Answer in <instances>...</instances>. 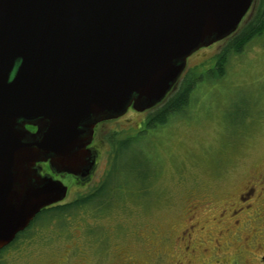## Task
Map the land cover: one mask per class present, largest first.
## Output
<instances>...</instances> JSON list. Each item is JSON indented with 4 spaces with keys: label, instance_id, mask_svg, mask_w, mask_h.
Masks as SVG:
<instances>
[{
    "label": "water",
    "instance_id": "obj_1",
    "mask_svg": "<svg viewBox=\"0 0 264 264\" xmlns=\"http://www.w3.org/2000/svg\"><path fill=\"white\" fill-rule=\"evenodd\" d=\"M252 2L0 0V249L67 195L37 163L89 176L94 127L160 103Z\"/></svg>",
    "mask_w": 264,
    "mask_h": 264
},
{
    "label": "rangeland",
    "instance_id": "obj_2",
    "mask_svg": "<svg viewBox=\"0 0 264 264\" xmlns=\"http://www.w3.org/2000/svg\"><path fill=\"white\" fill-rule=\"evenodd\" d=\"M227 42L192 53L184 75L210 68ZM150 109L100 122L92 178L84 187L65 178L64 202L105 180L110 144L100 138L135 135ZM138 143L120 158L128 189L108 214L84 213L64 229L42 218L4 251L5 264H264V34L230 55L220 79L199 82L189 105ZM141 173L148 174L143 181ZM141 186L144 196L135 195Z\"/></svg>",
    "mask_w": 264,
    "mask_h": 264
},
{
    "label": "trees",
    "instance_id": "obj_3",
    "mask_svg": "<svg viewBox=\"0 0 264 264\" xmlns=\"http://www.w3.org/2000/svg\"><path fill=\"white\" fill-rule=\"evenodd\" d=\"M247 15L249 16L245 22L241 26L239 25L240 28L238 27L234 33L227 37L228 42L214 57L213 65L199 73L195 70L186 73L177 83L176 88H173L160 103L150 109L151 111L142 121L141 128L135 135L119 138V132L114 131L107 134L104 141L107 140L110 144V166L106 171L105 180L73 201L58 203L42 209L26 230L17 234L14 241L7 247L0 249V264L6 263L3 256L4 251L24 236L34 226V223L42 221V218L57 219L62 223V229H64L71 219L84 213L92 218L108 214L116 203L114 201L122 198L123 190L128 189V181L119 177L122 174L119 163L123 153L132 146L138 145L139 139L147 130H155L156 127L167 124L172 116L182 112L189 105L191 94L199 82L220 79L225 73V66L230 55L240 53L254 37L264 34V0H253ZM147 177L148 174L141 173L139 175L142 181ZM146 190L147 187L141 186L136 189L135 195L138 193L142 196Z\"/></svg>",
    "mask_w": 264,
    "mask_h": 264
},
{
    "label": "flooded vegetation",
    "instance_id": "obj_4",
    "mask_svg": "<svg viewBox=\"0 0 264 264\" xmlns=\"http://www.w3.org/2000/svg\"><path fill=\"white\" fill-rule=\"evenodd\" d=\"M189 58V57H188ZM187 58V59H188ZM186 65H187V62H186ZM185 68H186V66H185ZM184 72H185V69L183 70V72H182V74H181V76H180V78L179 79H182V77L184 76ZM178 79V80H179ZM129 109H132L131 107H129L128 108V110ZM100 123H98L95 127H94V132H93V139H92V142L88 145V148L90 149V151H91V153H92V157L94 156V160H95V162H94V167H93V169L91 170V172H90V175L89 176H87V177H84V178H81V177H76V176H73V175H70V174H66V173H56L55 171H53L52 169H50V167H49V164H48V162H39V163H37L36 164V166H35V169H36V173L38 174V175H40V176H51V177H53L54 179H59V180H61L64 184H65V182H64V179L65 178H67V180L68 181H70V182H72V183H74V185H76V186H81V187H84V186H86L88 183H89V181L91 180V178H92V174H93V172H94V170H95V168H96V165H97V163H98V159H99V157H100V151L98 150V148H97V143L95 144V140H96V137H97V129H98V125H99ZM27 128H29L30 130H32V131H34L35 130V128L34 127H32V126H27ZM104 138V137H103ZM99 141H104L103 139L101 140V138H100V140ZM66 186H67V184H65ZM69 185V184H68ZM68 192H69V187L67 186V194H68ZM67 196V195H66ZM61 202H64V199L62 200V201H60V203ZM58 204V203H57ZM55 205V204H54ZM52 206V205H51ZM48 207H50V206H48ZM236 211L237 210H234V213H236ZM41 212V211H40ZM238 212V211H237ZM37 216V215H36ZM36 216L34 217V219L36 218ZM33 219V220H34ZM33 220L30 222V224L33 222ZM29 224V225H30ZM29 225H28V227H29ZM27 227V228H28ZM26 228V229H27ZM26 229H24V230H26ZM23 230V231H24ZM23 231H21V232H23ZM19 234V233H18ZM262 258V260H264V257H261Z\"/></svg>",
    "mask_w": 264,
    "mask_h": 264
}]
</instances>
